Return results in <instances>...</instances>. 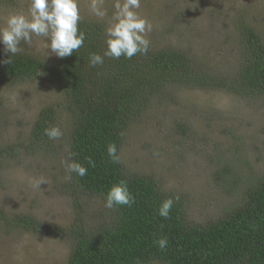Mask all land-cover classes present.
Instances as JSON below:
<instances>
[{
	"label": "rangeland",
	"instance_id": "obj_1",
	"mask_svg": "<svg viewBox=\"0 0 264 264\" xmlns=\"http://www.w3.org/2000/svg\"><path fill=\"white\" fill-rule=\"evenodd\" d=\"M89 2L79 0L81 17L106 29L115 0H104L103 19L92 14ZM29 4L0 0V26L9 14L26 13ZM137 11L152 24V49L176 48L217 81L234 79L240 22L254 27L264 43V0H141ZM45 43L33 37L31 46L21 42V52L55 63L58 57L48 55ZM62 93L41 74L10 83L0 78V264H67L70 239L45 228L67 227L75 212L62 163L69 159L70 129ZM45 106H55L63 136L32 142L33 122ZM119 154L128 172L152 177L164 193L179 195L186 226L204 225L238 204L243 189L264 174V92L161 86L131 119ZM40 177L48 184L34 189ZM76 193L86 223L107 219L103 200ZM19 216L40 230L12 225Z\"/></svg>",
	"mask_w": 264,
	"mask_h": 264
},
{
	"label": "trees",
	"instance_id": "obj_2",
	"mask_svg": "<svg viewBox=\"0 0 264 264\" xmlns=\"http://www.w3.org/2000/svg\"><path fill=\"white\" fill-rule=\"evenodd\" d=\"M238 26L240 60L229 82L217 81L211 74L193 68L186 54L169 46L150 47L146 55L138 53L131 59L104 57L103 64L92 67L90 54L103 56L106 50V29L95 18L81 17L78 28L85 33L83 46L55 63L47 64L20 52L7 64L3 62L7 54L0 53V78L4 82L41 74L63 91L70 126L68 161L87 168L85 176L72 173L65 184L74 197L72 222L67 227L45 226L70 239L67 264H264V174L243 189L242 200L224 215L204 225L186 226L180 200L174 201L168 219L160 217L157 210L161 202L174 196L164 193L152 177L128 172L122 159L112 162L107 152V146L114 143L119 154L131 119L166 84L261 95L264 43L251 25L240 22ZM55 110V106L39 110L31 128L32 142L49 139L45 129L57 126ZM87 158L94 161V167ZM219 177L225 180V172ZM121 179L127 180L135 202L131 206L114 205L107 209V219L86 223L76 192L105 201L108 189ZM20 224L34 232L40 230L25 216L13 219L12 225ZM160 237L168 240L163 250L154 243Z\"/></svg>",
	"mask_w": 264,
	"mask_h": 264
},
{
	"label": "clouds",
	"instance_id": "obj_3",
	"mask_svg": "<svg viewBox=\"0 0 264 264\" xmlns=\"http://www.w3.org/2000/svg\"><path fill=\"white\" fill-rule=\"evenodd\" d=\"M104 0H90L89 9L92 14L103 19L107 10L103 7ZM115 11L112 22L106 28V50L103 56L91 53L89 64L92 67L104 63V57L131 59L138 53L146 55L150 48L147 34L152 31L151 22L144 18L137 10L141 7V0H115ZM81 20L79 0H30L27 12H14L7 16L4 24L0 26V43L7 54L4 63L11 64L12 57L23 51L21 42L31 46L33 37L45 40V48L49 54L58 58L71 56L80 49L85 41V33L80 31L78 23ZM45 135L50 140H58L63 136L60 127L52 126L45 129ZM109 158L114 163H120L121 158L114 143L107 146ZM91 166H95L91 158H87ZM66 167V180L72 179V173L83 177L87 168L76 161H62ZM42 184H48L44 177L32 182L34 189H41ZM180 199L179 195L164 199L159 208L158 215L164 219L169 218L174 201ZM135 198L129 190L128 182L121 179L113 184L107 191L104 207L111 209L114 205L131 206ZM154 243L161 249L168 245L166 237H160Z\"/></svg>",
	"mask_w": 264,
	"mask_h": 264
}]
</instances>
